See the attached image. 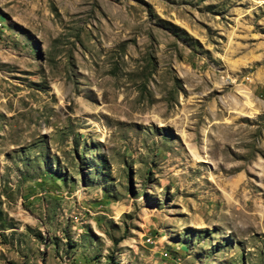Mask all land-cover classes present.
Masks as SVG:
<instances>
[{
  "label": "rangeland",
  "instance_id": "1",
  "mask_svg": "<svg viewBox=\"0 0 264 264\" xmlns=\"http://www.w3.org/2000/svg\"><path fill=\"white\" fill-rule=\"evenodd\" d=\"M0 264H264V0H0Z\"/></svg>",
  "mask_w": 264,
  "mask_h": 264
}]
</instances>
